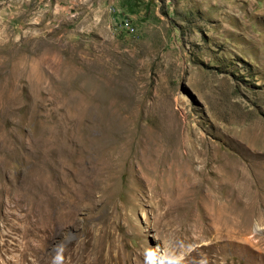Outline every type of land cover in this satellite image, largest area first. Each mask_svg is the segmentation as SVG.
Listing matches in <instances>:
<instances>
[{"label":"rangeland","instance_id":"obj_1","mask_svg":"<svg viewBox=\"0 0 264 264\" xmlns=\"http://www.w3.org/2000/svg\"><path fill=\"white\" fill-rule=\"evenodd\" d=\"M263 175L264 0H0V264H264Z\"/></svg>","mask_w":264,"mask_h":264},{"label":"clouds","instance_id":"obj_2","mask_svg":"<svg viewBox=\"0 0 264 264\" xmlns=\"http://www.w3.org/2000/svg\"><path fill=\"white\" fill-rule=\"evenodd\" d=\"M159 243L155 246L146 245L141 251L142 264H208L204 254H199V259L190 260L189 257L195 249L192 243L169 235L165 239L155 237ZM66 246L57 244L53 250L51 264H64Z\"/></svg>","mask_w":264,"mask_h":264},{"label":"bare ground","instance_id":"obj_3","mask_svg":"<svg viewBox=\"0 0 264 264\" xmlns=\"http://www.w3.org/2000/svg\"><path fill=\"white\" fill-rule=\"evenodd\" d=\"M130 29L132 31H134V28L133 27H131ZM132 148L133 149H136L134 145H133ZM214 160H216V159H214ZM179 171H181V170H179ZM230 171H231L232 174L234 173V178H235V180L240 185L242 183L243 176H244V173L242 172V170L240 171L238 167H232ZM180 174H181V172H180ZM157 179H158V176H157ZM262 180L264 181V175L263 176H260L259 179L256 180L255 185H258L259 183L264 184V183H262ZM215 182H217L218 184H220V180L218 179V177L215 179ZM222 185H223V187H221L220 190L224 194L229 195V196H234L231 204H228L227 203V204H224L220 208H216V211H219L220 212V214H221L220 216L222 218L229 217L227 221H230V218H234V220L236 219L238 221H241V220L243 221L244 220L243 218H245V215H246L245 214V207L244 206L249 205V203L253 204V206H251L252 207V211L250 213H252L253 211H255V212L259 211V209H256V207H258V204L261 201V199H260L261 198L260 197L261 192L259 191L261 189L260 187H258L257 189L242 190L241 189L242 187L240 186V192L239 193H236V191L234 190V187H231V186L228 187L225 183H222ZM224 185H225V187H224ZM168 188L172 189L174 187L173 186H169ZM247 191H249V194L246 193ZM243 194H246V197L245 198H243ZM249 195H250V197H253V200H250L247 197ZM253 195H255V196H253ZM246 200L249 203L245 204L246 203ZM180 201H182V200H180ZM189 207H190V205H188V203H186V205L184 204V206H183V208H186V209H188ZM250 213L248 214L249 215V218L251 216ZM229 214H231V216H229ZM245 221H243L242 224H244ZM249 223H250V221H249ZM249 223L245 224V227L246 228L249 226Z\"/></svg>","mask_w":264,"mask_h":264},{"label":"built area","instance_id":"obj_4","mask_svg":"<svg viewBox=\"0 0 264 264\" xmlns=\"http://www.w3.org/2000/svg\"><path fill=\"white\" fill-rule=\"evenodd\" d=\"M126 25H131L129 22H126Z\"/></svg>","mask_w":264,"mask_h":264}]
</instances>
